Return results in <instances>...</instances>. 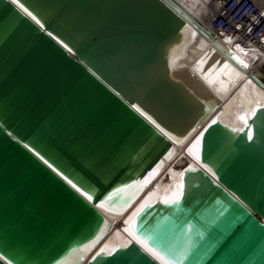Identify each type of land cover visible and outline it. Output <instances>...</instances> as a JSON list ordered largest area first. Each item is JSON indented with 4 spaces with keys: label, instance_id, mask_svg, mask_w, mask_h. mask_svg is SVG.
I'll return each instance as SVG.
<instances>
[{
    "label": "water",
    "instance_id": "95a60500",
    "mask_svg": "<svg viewBox=\"0 0 264 264\" xmlns=\"http://www.w3.org/2000/svg\"><path fill=\"white\" fill-rule=\"evenodd\" d=\"M190 27L168 0H0V264H264V102L202 123ZM189 135L172 196L100 244Z\"/></svg>",
    "mask_w": 264,
    "mask_h": 264
},
{
    "label": "bare ground",
    "instance_id": "6f19581e",
    "mask_svg": "<svg viewBox=\"0 0 264 264\" xmlns=\"http://www.w3.org/2000/svg\"><path fill=\"white\" fill-rule=\"evenodd\" d=\"M168 1L192 25L185 51L175 52L174 67L197 94L195 98L201 103L206 102L205 110L211 108L209 113H204L202 123L219 109L224 121L240 123L239 112L251 110L254 105L264 102V81L257 73L264 75V39L259 44L252 41L242 43L209 27L205 5L207 0ZM196 130L198 128L192 134ZM191 135L174 142L175 153L165 159L164 166L159 170V165L154 169L158 170L157 176L129 210L122 214L107 213L114 224L100 244L103 242L104 245L114 246L126 240V228L122 227L124 221L128 222L144 203L154 201L160 193L172 196L175 188L174 176L191 159L186 150ZM103 233L102 229L99 235ZM92 243L85 245L83 251L76 252L65 264H79L84 256H88Z\"/></svg>",
    "mask_w": 264,
    "mask_h": 264
},
{
    "label": "built area",
    "instance_id": "2783aa9c",
    "mask_svg": "<svg viewBox=\"0 0 264 264\" xmlns=\"http://www.w3.org/2000/svg\"><path fill=\"white\" fill-rule=\"evenodd\" d=\"M211 28L234 41L261 43L264 39V2L261 0H207Z\"/></svg>",
    "mask_w": 264,
    "mask_h": 264
}]
</instances>
